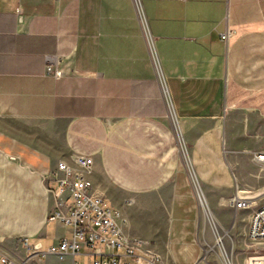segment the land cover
<instances>
[{"label":"crops","instance_id":"obj_1","mask_svg":"<svg viewBox=\"0 0 264 264\" xmlns=\"http://www.w3.org/2000/svg\"><path fill=\"white\" fill-rule=\"evenodd\" d=\"M138 3L141 20L133 0H0V250L16 262L70 259L42 262L22 241L45 252L69 237L47 220L56 199L46 174L76 154L92 157L91 192L159 264H205L210 224L234 264L258 245L247 234L264 202V168L252 158L264 147V0ZM236 190L255 205L228 206Z\"/></svg>","mask_w":264,"mask_h":264},{"label":"built area","instance_id":"obj_2","mask_svg":"<svg viewBox=\"0 0 264 264\" xmlns=\"http://www.w3.org/2000/svg\"><path fill=\"white\" fill-rule=\"evenodd\" d=\"M136 13L141 20L142 11L138 0H133ZM227 30L221 34V39L227 41L231 35ZM148 47L151 49L149 38ZM47 71H52L51 60L47 57ZM158 77L159 67L154 62ZM53 76L59 72L53 70ZM171 125L178 139L181 158L184 161L188 156L175 118L171 117ZM253 160L264 168V147L261 151L252 155ZM93 163L92 157L84 154H76L73 164L58 161L54 170L46 174V179L55 182L50 193L56 199L55 209L48 214V221L61 223L68 228L69 237H62L56 244L41 252L40 246H29L27 239L22 241L29 251V257L54 254L60 257L69 256L70 259L59 264H159L160 256L151 248L145 247L146 240L129 239L124 234L125 219L120 212L113 208L100 195L91 192V182L86 175L90 172ZM192 184L196 192L198 202L202 206L200 198V186L194 172ZM198 183V184H197ZM257 196L248 195L237 191L229 197V204L234 209H245L255 205ZM203 209V206H202ZM209 221V220H208ZM210 223V221H209ZM211 226L215 243L222 244V237L217 226ZM247 237L250 241L258 242L256 249L246 256V264H264V202L256 207L251 215ZM0 264H26V259L16 262L7 252L0 250ZM224 264H232L225 260Z\"/></svg>","mask_w":264,"mask_h":264},{"label":"rangeland","instance_id":"obj_3","mask_svg":"<svg viewBox=\"0 0 264 264\" xmlns=\"http://www.w3.org/2000/svg\"><path fill=\"white\" fill-rule=\"evenodd\" d=\"M219 229V228H218ZM220 232V236L222 237V244L223 247L225 249V252L222 253H226L227 257L230 259V262L232 263V252H228V249L226 248V242L228 240L227 237H224V233ZM225 239V240H224ZM40 261H44L45 258L44 256H40ZM204 263L205 264H224L223 258L221 256V250L219 245H217L216 243H214V246L210 249H208L206 252H204ZM234 264V263H232Z\"/></svg>","mask_w":264,"mask_h":264},{"label":"bare ground","instance_id":"obj_4","mask_svg":"<svg viewBox=\"0 0 264 264\" xmlns=\"http://www.w3.org/2000/svg\"><path fill=\"white\" fill-rule=\"evenodd\" d=\"M184 163L186 164V166H187V168H188V170L190 169V164H189V159H188V156H186L185 157V159H184ZM191 171V170H190ZM189 175H190V178L193 180L194 179V175L192 174V172L191 173H189ZM198 184V183H197ZM199 186V185H198ZM200 188V187H199ZM200 198H201V201H202V206H203V210H204V212H205V210L206 209H208L207 208V204H206V198H205V196H204V192L202 191V189L200 190ZM227 205L228 206H230V204H229V202H228V200H227ZM231 207V206H230ZM232 208V207H231ZM214 226V225H213ZM220 250H221V256H222V258H223V261H225V260H229L230 261V259L227 257V255H226V253H222V252H225V250H224V248H223V244H220Z\"/></svg>","mask_w":264,"mask_h":264}]
</instances>
